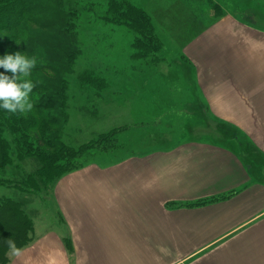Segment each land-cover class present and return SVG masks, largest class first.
<instances>
[{
  "label": "crops",
  "instance_id": "crops-1",
  "mask_svg": "<svg viewBox=\"0 0 264 264\" xmlns=\"http://www.w3.org/2000/svg\"><path fill=\"white\" fill-rule=\"evenodd\" d=\"M183 33L172 34L203 109L181 113L207 122L63 175L53 194L66 234L37 230L8 264H264V172L239 151L246 141L264 158V28L226 9Z\"/></svg>",
  "mask_w": 264,
  "mask_h": 264
},
{
  "label": "rangeland",
  "instance_id": "rangeland-1",
  "mask_svg": "<svg viewBox=\"0 0 264 264\" xmlns=\"http://www.w3.org/2000/svg\"><path fill=\"white\" fill-rule=\"evenodd\" d=\"M28 1L31 8L14 31L21 41L17 37L13 45L17 46L15 53L36 60L30 75L22 79L34 84L30 98L40 104L23 114H42L45 136L56 148L64 144L76 149L106 136L104 145L92 143L62 164L66 173L159 150L163 136L191 139L195 130L190 129L188 135L183 128L207 122L202 115L188 118L181 113L187 108L201 110L203 104L193 74L183 64L175 31L183 29L186 38L199 23L210 22L226 9L264 28L260 0H127L149 16L156 35L144 57L132 46L134 31L105 17L109 0ZM3 69L0 73L4 74ZM49 97L52 107L44 108ZM163 111L167 112L164 116ZM3 136L12 147V158L0 169V197L20 202L30 219L33 238L39 234L37 230L57 229L65 235L53 193L56 181L66 173L56 180L59 170L46 181L36 177L37 185L31 186L24 178L37 171L38 158L25 151L17 153L12 139H21L18 133L5 131ZM244 142L239 148L243 158L252 155L264 172V158L259 163L260 154L254 155L255 148Z\"/></svg>",
  "mask_w": 264,
  "mask_h": 264
},
{
  "label": "trees",
  "instance_id": "trees-1",
  "mask_svg": "<svg viewBox=\"0 0 264 264\" xmlns=\"http://www.w3.org/2000/svg\"><path fill=\"white\" fill-rule=\"evenodd\" d=\"M29 5L28 0H0V57L5 54H15L17 46H14L13 43L16 42L17 37L21 41V36L15 34L14 31L18 24L22 22L25 14L29 12L31 8H28ZM106 11L109 14L105 16L107 20L125 25L134 31L132 46L136 48L140 56L145 57L151 47L150 40L156 37L149 16L140 8L131 5L127 0H109ZM231 12L237 13L235 10ZM0 70L2 71V67ZM3 71L5 75H12L11 72H7L5 69ZM30 102L33 104L32 108L39 107L40 101L33 102L30 98ZM42 106L44 108L52 107L51 98H47ZM43 120L42 114L29 117L24 115L23 112L10 113L0 108V169L12 158L9 154V148L12 147L3 136V133L5 131L11 134L18 133L21 139L13 136V148L21 155L23 151H25V154L35 155L40 163L35 172L36 174L30 172L24 178L31 186L37 185L36 177L41 181H46L50 174L54 175L57 170L60 172L55 174L58 176L54 180L58 179L67 170L62 164H66L70 158L77 157L92 143L100 146L104 145L105 141L102 140L106 138L105 135H102L101 140L89 141V143L82 144L76 149L64 144L56 148L45 136L46 127ZM47 124L49 123L47 122ZM23 145L27 146L25 150H23ZM2 181L3 179L0 177V184ZM204 202L202 200L201 202H195L193 205ZM31 228L30 219L20 202L11 197H0V264H8L13 257L9 253L7 240H14L17 248L22 249L33 239V228L32 230ZM65 247L69 253L72 252L71 243L67 238H65Z\"/></svg>",
  "mask_w": 264,
  "mask_h": 264
},
{
  "label": "clouds",
  "instance_id": "clouds-1",
  "mask_svg": "<svg viewBox=\"0 0 264 264\" xmlns=\"http://www.w3.org/2000/svg\"><path fill=\"white\" fill-rule=\"evenodd\" d=\"M35 66L34 57L28 58L19 52L0 57V67L12 73L11 76L0 73V108L10 113L32 109L30 94L34 84L30 80H22V77H28ZM7 244L12 256H20L21 250L17 248L14 240L8 239Z\"/></svg>",
  "mask_w": 264,
  "mask_h": 264
}]
</instances>
